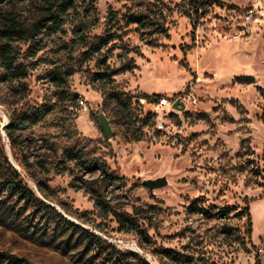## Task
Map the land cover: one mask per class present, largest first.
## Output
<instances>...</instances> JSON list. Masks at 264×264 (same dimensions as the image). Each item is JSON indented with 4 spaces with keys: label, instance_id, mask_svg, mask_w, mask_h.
I'll use <instances>...</instances> for the list:
<instances>
[{
    "label": "rangeland",
    "instance_id": "374dc122",
    "mask_svg": "<svg viewBox=\"0 0 264 264\" xmlns=\"http://www.w3.org/2000/svg\"><path fill=\"white\" fill-rule=\"evenodd\" d=\"M7 18L24 74L0 62V167L88 232L0 182V264H264V0H0Z\"/></svg>",
    "mask_w": 264,
    "mask_h": 264
},
{
    "label": "trees",
    "instance_id": "16d2710c",
    "mask_svg": "<svg viewBox=\"0 0 264 264\" xmlns=\"http://www.w3.org/2000/svg\"><path fill=\"white\" fill-rule=\"evenodd\" d=\"M201 0H192L194 2V5H198V2ZM65 6V5H62ZM49 19L55 18V13L51 12ZM132 22H139L141 20V16H131ZM25 30L15 21L13 18H7L5 19L1 26H0V62L5 67V69L11 71L12 74L15 76L24 74V71L19 66L13 65V56L11 53V46H10V40H12L14 37H19L24 35ZM143 97H147L146 94L142 95ZM160 95H157V98ZM113 97L115 100L124 105L129 106L131 101L128 97H123L121 94H113ZM35 118H37V114L33 113L31 115H25L22 117V122L27 121H33ZM262 120L264 122V114L262 116ZM18 121L11 120L10 126H14V123ZM7 136L11 142H13V136L10 131H7ZM5 165L7 169H4L3 167H0V182L10 191L12 195H15L18 199H22L27 203H30L32 205H36L38 207H41L46 210H50L51 212H54L57 216L60 217L66 224L69 226H73L76 229L84 232H88L84 228L80 227L79 225L67 220L65 217H63L60 213H58L52 206L47 204L45 201L38 198L35 193L24 183L23 179L21 178L20 173L8 162L7 159H5ZM104 174V178H106L108 181H112L116 178L115 172L111 171L110 168L104 164L100 163L99 167ZM262 171L264 172V168L262 167ZM95 192V191H94ZM96 204L102 208L105 209V205L102 201H100L99 197L95 198ZM247 219H248V226L246 233L248 237H250L251 234V221H250V215L248 213V205L245 207ZM227 207H224L222 210H226ZM132 219L129 216H121L119 218V223L121 226H126L128 223H132ZM89 236L92 237L94 240L99 243V247L102 248L103 244L107 245L104 240H102L98 235L94 233H89ZM107 246H110L108 244ZM130 255L137 257L141 260L139 255H137L134 252H128ZM3 254L0 253V257H2ZM164 256L169 260V264H205L201 258H195L194 256H188L183 253L177 252L173 249H165ZM143 264H148L144 260L141 261ZM255 264H260V260L258 258V255H256L255 258Z\"/></svg>",
    "mask_w": 264,
    "mask_h": 264
},
{
    "label": "water",
    "instance_id": "95a60500",
    "mask_svg": "<svg viewBox=\"0 0 264 264\" xmlns=\"http://www.w3.org/2000/svg\"><path fill=\"white\" fill-rule=\"evenodd\" d=\"M75 96H78V93H75ZM179 103H180V101L178 99L175 100V102L173 103V107H178ZM98 119H99L100 126H101L105 136L107 138H109L111 136V134H112V131H111V127H110V125L108 123V120L101 113L98 115ZM3 129H4V127H3ZM165 183H166V181H165L164 177H157V178H154V179L149 178V179H144L143 180V184L145 186H147L149 189L163 186Z\"/></svg>",
    "mask_w": 264,
    "mask_h": 264
},
{
    "label": "built area",
    "instance_id": "2783aa9c",
    "mask_svg": "<svg viewBox=\"0 0 264 264\" xmlns=\"http://www.w3.org/2000/svg\"><path fill=\"white\" fill-rule=\"evenodd\" d=\"M167 101H168V99H166V98H160V99H159V103H160V104H166Z\"/></svg>",
    "mask_w": 264,
    "mask_h": 264
},
{
    "label": "crops",
    "instance_id": "0c3cea01",
    "mask_svg": "<svg viewBox=\"0 0 264 264\" xmlns=\"http://www.w3.org/2000/svg\"><path fill=\"white\" fill-rule=\"evenodd\" d=\"M262 167L264 168V156H263V159H262ZM260 198H264V193H263V195H261V197Z\"/></svg>",
    "mask_w": 264,
    "mask_h": 264
}]
</instances>
